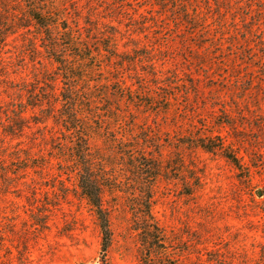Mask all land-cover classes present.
Segmentation results:
<instances>
[{
	"label": "rangeland",
	"instance_id": "374dc122",
	"mask_svg": "<svg viewBox=\"0 0 264 264\" xmlns=\"http://www.w3.org/2000/svg\"><path fill=\"white\" fill-rule=\"evenodd\" d=\"M48 1L54 13L93 32L94 51L114 34L121 60H90L94 71L83 72L81 81L100 96L87 110L96 133L92 148L109 159L105 138L132 136L130 145L157 160L162 175L151 211L162 244L143 246L142 203L128 194L124 172L104 165L111 240L101 251L94 213L75 192L69 168L58 173L60 155L49 140L57 126L52 118L45 127L36 123L41 110H26L30 128L21 138L4 135L12 109L32 101L22 88L40 87L44 98L61 85L36 81L43 73L51 79L55 69L34 52L31 29L0 45V264H264V0ZM120 84L170 98L154 106L161 112L138 108L139 102L128 107L129 90ZM110 106L123 113L115 132L108 130L114 120L105 119L111 112H101ZM199 138L223 150L193 146ZM229 153L243 167L248 153V176L224 157ZM29 161L45 166L18 170Z\"/></svg>",
	"mask_w": 264,
	"mask_h": 264
},
{
	"label": "trees",
	"instance_id": "16d2710c",
	"mask_svg": "<svg viewBox=\"0 0 264 264\" xmlns=\"http://www.w3.org/2000/svg\"><path fill=\"white\" fill-rule=\"evenodd\" d=\"M52 10L53 7L49 5L48 0H0V45H4L9 36L15 35L19 31L26 33L32 29L30 32L34 34L31 42L34 39L36 43L34 52L36 54H45L44 57L54 65L55 69L51 79L43 73L41 78H36V81L41 84L51 82L54 89L57 82L61 84L57 87V93L51 87L49 88L51 90L45 91L46 95L44 98L41 97L42 94L39 92L40 87L31 86L30 91L22 88L21 90H25L28 94L27 98L32 101L31 103L29 101L24 103L22 107L12 109L11 112L13 114L8 117V121L4 125V135L18 139L21 138L26 128H30V122L24 116L28 108L33 111L36 109L41 110L43 121H36V123L42 124L43 127L46 126V120L49 118L53 119V124L57 128L54 131H49V140L51 142V151L60 155L59 160H57L62 165V168L58 173L61 174L64 168H69L67 174H72L74 178L75 192L81 199L86 201L96 217L101 234V251L103 253L107 251L111 240L109 215L107 209L102 205L103 196L107 188L103 183L106 171L104 165L111 169L117 167L123 171L124 180L132 187L128 194H136L135 198L138 203H142L139 205L142 223V227L139 230L145 240L148 239L147 244L144 241L143 246H149V248L155 250L157 245H151V243L155 241L158 246H161L162 232L152 214L151 203H153L154 184L159 176L162 175L160 173L162 167L157 160L145 156L141 146L129 144L131 142L129 140L133 138L132 136L128 138V136L114 134L113 140L106 137L105 139L108 140L103 146L108 148L107 155L109 159H103L102 155H100L102 154L100 150L92 148V142L96 140V133L93 131L95 128L93 125L94 119L91 118V114L87 113V110H91L96 103H99L97 99L100 96L96 95L92 88H82L81 81H85L83 72L94 71V64L86 66L90 60L105 59L107 62L121 60L120 55L122 54L119 55L118 53L114 34H110L107 40L94 51L89 45V39L92 38L93 32L86 31L84 26L74 25L68 14H56ZM74 20L79 22L80 17L77 15ZM67 21L70 22L68 26ZM37 48H41V50ZM115 80L117 83L121 82L119 78ZM131 86L120 84L117 87L123 91L129 90L131 97L128 101V107H132L139 102L137 103L138 108L146 109L148 112H161L162 109H159V107L154 109V106L162 98L169 101L170 97L167 95L162 96L160 93L151 95L147 91H143V87L140 88L137 85V88L134 89ZM83 93L87 94V97L83 96ZM144 97L146 99H143ZM114 98L117 100V97ZM122 99L126 100L125 94H123ZM101 112L102 114L111 112L110 116H105V119L107 121L114 120V129L110 124L108 130L115 132V121H121L120 116H123L121 115L123 114L122 109H115L114 106H110ZM103 118L104 116L100 120ZM105 126L99 128L98 132H103ZM135 139L133 138V140ZM58 143H61L60 149L55 146ZM193 144V146H199L206 152L223 150L221 145H212L206 138L196 139ZM64 148L67 154L64 153ZM48 156L49 159L54 158L52 154ZM224 157L236 169L244 171L248 176L252 164L248 153H245V157L248 158L247 167H243L239 158L232 153L226 154ZM23 159L17 158V160ZM258 162L260 164L263 163L260 160ZM99 165H101L100 168H98ZM44 166V163L38 164L37 162L32 163L29 161V163L19 167L18 170L26 172L28 168L34 169ZM60 181L64 183L63 180ZM117 191L121 190L117 189ZM159 254L162 255L161 252Z\"/></svg>",
	"mask_w": 264,
	"mask_h": 264
}]
</instances>
